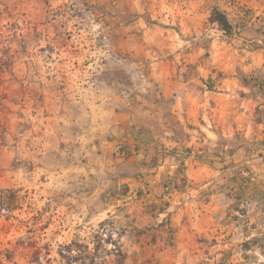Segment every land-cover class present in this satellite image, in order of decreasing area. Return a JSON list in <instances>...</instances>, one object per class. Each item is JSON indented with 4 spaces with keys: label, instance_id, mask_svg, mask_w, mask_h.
Listing matches in <instances>:
<instances>
[{
    "label": "rangeland",
    "instance_id": "rangeland-1",
    "mask_svg": "<svg viewBox=\"0 0 264 264\" xmlns=\"http://www.w3.org/2000/svg\"><path fill=\"white\" fill-rule=\"evenodd\" d=\"M252 76L264 0H0V264H264Z\"/></svg>",
    "mask_w": 264,
    "mask_h": 264
},
{
    "label": "trees",
    "instance_id": "trees-1",
    "mask_svg": "<svg viewBox=\"0 0 264 264\" xmlns=\"http://www.w3.org/2000/svg\"><path fill=\"white\" fill-rule=\"evenodd\" d=\"M212 20L216 22L220 28L227 34V35H233L234 34V25L229 21L227 18L226 14L223 13L221 10L218 8H215L213 13H212ZM243 83L246 86H253L259 89V92L263 94L264 97V79L261 76H252L251 82L248 80H243ZM253 176H251L252 178ZM177 178V177H176ZM9 192V191H7ZM0 207L5 210L9 209H18L17 207L19 206H10L12 203L8 202L6 200L5 193L0 192ZM15 194V193H14ZM241 195L237 196V199H240ZM243 214L246 213V209L239 210ZM242 247L245 251L253 250V249H260L261 254L264 256V234L261 236H256L251 238L248 241H245L242 244Z\"/></svg>",
    "mask_w": 264,
    "mask_h": 264
}]
</instances>
